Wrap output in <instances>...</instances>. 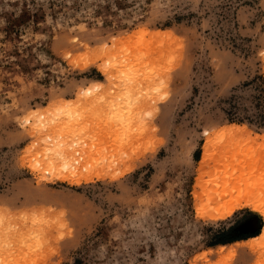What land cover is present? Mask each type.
I'll return each instance as SVG.
<instances>
[{"label": "rangeland", "instance_id": "1", "mask_svg": "<svg viewBox=\"0 0 264 264\" xmlns=\"http://www.w3.org/2000/svg\"><path fill=\"white\" fill-rule=\"evenodd\" d=\"M262 111L264 0H0V264L264 263Z\"/></svg>", "mask_w": 264, "mask_h": 264}, {"label": "bare ground", "instance_id": "2", "mask_svg": "<svg viewBox=\"0 0 264 264\" xmlns=\"http://www.w3.org/2000/svg\"><path fill=\"white\" fill-rule=\"evenodd\" d=\"M106 70V69H105ZM234 130V129H233ZM228 136V135H227ZM231 141V140H230ZM232 141H233V139H232ZM234 142V141H233ZM226 144V143H225ZM234 144V143H233ZM225 148V147H224ZM224 150V149H223ZM224 153V152H223ZM219 154V153H218ZM224 155V154H223ZM221 156V155H220ZM208 158V157H207ZM58 159V158H57ZM59 160V159H58ZM247 159H245V161H246ZM252 160V159H251ZM259 161H260V159H259ZM258 161V162H259ZM57 162V161H56ZM248 162V161H247ZM250 162V161H249ZM251 162H255L256 163V160H253V161H251ZM251 162L249 163V164H251ZM262 162V161H261ZM264 162V161H263ZM245 163V162H244ZM72 164V163H71ZM263 164V163H262ZM258 166V165H257ZM242 169V168H241ZM240 169V170H241ZM217 170V169H216ZM67 172V171H66ZM202 173V172H201ZM205 174V173H204ZM203 175V174H202ZM91 176V175H90ZM89 176V177H90ZM239 176H241V178H242V175H240V172H239V175H238V177L236 178V180L241 184V181L243 180L244 181V179H241V178H239ZM88 177V178H89ZM228 177V176H227ZM230 177V176H229ZM69 178V177H68ZM231 178V177H230ZM252 178V177H251ZM211 179H213V178H211ZM210 179V180H211ZM215 179V178H214ZM217 179V178H216ZM235 179V178H234ZM233 179V180H234ZM228 180H229V178H228ZM226 181V182H229V181ZM236 180H235V182L234 181H232V180H230V181H232V182H234V183H236ZM208 183H206V184H204V185H202L203 186V188H202V193H201V195L199 194V196L201 197V196H204V198L203 197H201L200 198V200L201 201H203V200H205V202L203 203V204H201L202 206H200V207H203V205L204 204H206L207 205V203H208V201H209V203H212L213 205H214V208H212L213 207V205H212V207H211V205L209 206V208H211V209H209L208 210V206L206 207V206H204V208H206L207 210H208V215L209 216H212V217H216V216H220V217H222V216H224L225 214H229V213H231L233 210H235V209H237V208H241V207H243V206H247V207H249L250 209H252L253 211H256V212H258V213H260L261 215H262V218H263V222H264V195L262 196H259V197H255L254 195H253V192H250V191H252V189H249L250 187L251 188H253V186H254V184H256L257 182L256 181H253V179H251V181H249L250 182V185H249V188L247 189V190H245V191H247V192H245L244 190L242 191L241 190V192H239L240 190H238V189H240V188H236V191H237V193H238V197H236V198H232L233 196H232V193H235V190H233V192H232V189H234L233 187H231L230 189H229V191L228 192H226L225 194H223V195H225V197L226 196H229V200H227V198L228 197H226L225 199H224V197H223V195H222V197H223V199H224V202H222V200H221V202H219V200L220 199H217V198H215L216 199V202L215 201H213V195L212 194H214L215 195V197H216V192H217V190H219L218 189V187H219V185L221 184L220 182H218V180L216 181V183L215 184H213V183H210L209 181H207ZM248 182V183H249ZM199 183V182H198ZM220 183V184H219ZM213 184V186H211V185ZM229 184V183H228ZM237 184V183H236ZM235 184V185H236ZM239 184V185H240ZM201 185V184H200ZM235 185H234V187H235ZM239 185H238V187H239ZM258 185V184H257ZM262 185V184H261ZM261 185H260V187H261ZM202 186H200V187H202ZM247 187V186H246ZM256 187V186H255ZM253 191H254V189H253ZM198 193H199V191H197V193H196V195L198 196ZM218 193V192H217ZM247 193L248 194H251L252 196H248L247 195ZM221 193H219L218 195H217V197L218 196H221L220 195ZM234 195V194H233ZM198 196V197H199ZM244 196V197H243ZM199 200V199H198ZM210 200H212L211 202H210ZM226 200V201H225ZM201 201H199V202H201ZM216 204H215V203ZM209 203H208V205H209ZM221 204V206H220V204ZM218 206H220V207H218ZM198 207V206H197ZM205 212V211H204ZM203 215H204V213H202ZM205 214H206V212H205ZM219 218V217H218ZM264 242V224H263V227H262V232L260 233V234H258V235H256V236H253V237H250L249 238V240H248V242H246L245 244L246 245H249L250 247H252L253 248V246H255V244L256 243H258V242ZM237 243V242H236ZM238 244V243H237ZM242 245V244H241ZM224 246H221V248H220V250H222V248H223ZM261 247H263V246H261ZM225 248V247H224ZM264 248V247H263ZM259 251H260V249H259ZM262 251V250H261ZM222 252V251H221ZM232 252H234V251H232ZM263 252H264V250H263ZM232 256V255H231ZM261 264V263H260ZM262 264H264V263H262Z\"/></svg>", "mask_w": 264, "mask_h": 264}, {"label": "trees", "instance_id": "3", "mask_svg": "<svg viewBox=\"0 0 264 264\" xmlns=\"http://www.w3.org/2000/svg\"><path fill=\"white\" fill-rule=\"evenodd\" d=\"M229 114H230V117L228 120L230 122H233L234 120L232 119L233 117H231L232 116L231 111ZM259 118H260L259 124L262 128H264V111H262ZM255 222L260 223V219L255 213H251L247 219L241 221L235 228L232 229L230 233L222 232L221 235L218 236V238L215 239L209 245L212 246L216 244H227V243H231V242L241 240V239H246L250 236L256 235L258 234L259 230L248 229L249 228L248 226Z\"/></svg>", "mask_w": 264, "mask_h": 264}]
</instances>
